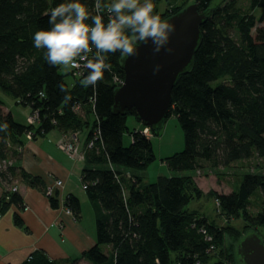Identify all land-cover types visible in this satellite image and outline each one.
I'll return each instance as SVG.
<instances>
[{"label":"trees","instance_id":"obj_1","mask_svg":"<svg viewBox=\"0 0 264 264\" xmlns=\"http://www.w3.org/2000/svg\"><path fill=\"white\" fill-rule=\"evenodd\" d=\"M159 1L163 0H153V14L161 19L189 2L196 3L199 12H208L200 25V42L192 64L171 89L167 116H175L184 147L164 161L178 172L205 168V163L213 168L227 167L252 158L262 160L258 165L264 168V0H249L246 11H240L232 0L215 4L212 0H165L163 10L157 6ZM67 2L70 0H0V90L18 105L30 111L38 109L41 115L39 123L28 125L26 118L25 123L17 122L0 108V125L8 126L0 131V163H5L0 164V215L11 205L19 210L24 207L20 194L8 188L15 177L32 187L43 186L39 177L7 162L8 158H18V148H22L28 131L35 136L52 129H88V138L98 128L95 147L85 150L81 170V185L86 186L85 195L94 205L95 244L68 264L80 259L90 264H206L212 258H216L214 264H235L234 244L244 233L255 230L264 242L260 232V228L264 230V173L244 172L238 188L229 193L212 189L204 193L190 174L158 176L141 185L140 175L129 169L132 173L125 172V168L144 170L155 156L150 136L140 132L143 125L128 130L126 117L132 114L139 121L136 113L111 111L116 87L112 76L117 73L123 77L121 56L107 55L111 71H105L104 79L93 90L80 85L87 71L80 78L72 76L68 84L59 67L46 61V49L34 46V33L50 28L51 10ZM79 2L92 9L93 0ZM104 2L111 0H101ZM257 7L261 9L258 16L254 14ZM66 94L70 101L65 102ZM77 103L81 113L73 110ZM159 130L150 129V133L156 135ZM124 132L131 135L128 145L122 141ZM257 188L263 198L260 210L253 214L248 210L249 197ZM203 195L217 200L216 215L224 222L218 224L187 207ZM47 198L51 207L59 206L56 190ZM63 205L74 219L80 218L77 196L68 195ZM238 218L243 221L240 228L231 223ZM13 222L26 230L17 212ZM200 227L211 235V241L202 238ZM227 237L232 240L229 246L225 245ZM101 245L110 246V251H101ZM20 264L63 263L35 249Z\"/></svg>","mask_w":264,"mask_h":264},{"label":"crops","instance_id":"obj_2","mask_svg":"<svg viewBox=\"0 0 264 264\" xmlns=\"http://www.w3.org/2000/svg\"><path fill=\"white\" fill-rule=\"evenodd\" d=\"M14 103L18 105L15 101ZM22 107L27 109L26 118L30 109L27 106ZM0 108L3 113H11L13 119L17 121L12 110L4 106L3 102ZM135 128L139 129L140 125ZM59 135L60 131L58 129H52L45 134L35 135L31 138L25 136L22 148H18V158L16 160L15 158H8L7 160V162H13V164L20 166L27 174L39 177L43 186L41 188L29 186L20 177H15L9 185L8 188L15 187V191L20 194L24 207L19 210L15 205H11L0 215V264H20L35 249L42 250L50 259L68 264L80 253L95 244L94 205L87 198L82 187H80L81 170L85 166V161L72 159L59 150L56 147ZM84 137L85 134L80 139L82 146L86 139ZM204 169H197L195 170L196 175H191L200 189V172ZM125 172L132 173L127 169H125ZM58 178L62 179L63 186L61 189H54V191L58 192L59 206L53 208L49 204L46 188L52 185L51 183L54 179ZM2 189L3 186L0 184V194ZM211 189L217 191L215 188ZM231 191V187H224L222 193ZM71 194L77 196L80 201L81 213L79 219H74L71 212L63 205L64 199ZM204 197L214 200L206 195L201 198ZM86 206L88 211L90 210L89 212H91L87 219H85L83 214ZM189 209L199 211V213L204 214L208 219L218 224L223 219L222 217H217V215L214 217L207 214L199 203L194 208ZM15 212L21 217L26 230L14 224L13 214ZM106 247L110 249V246L106 245ZM76 264L90 263L80 259Z\"/></svg>","mask_w":264,"mask_h":264},{"label":"clouds","instance_id":"obj_3","mask_svg":"<svg viewBox=\"0 0 264 264\" xmlns=\"http://www.w3.org/2000/svg\"><path fill=\"white\" fill-rule=\"evenodd\" d=\"M153 13V0L104 3L93 0L91 10L79 0H70L51 10L48 14L50 28L34 33V46L46 49L45 59L52 67L66 71L86 69L87 75L80 85L95 90L104 79L105 71H111L108 54L118 53L124 59L135 57L139 54L137 45L149 41L154 53L166 48L175 25ZM167 51L171 53L172 49L167 48ZM160 68L157 65L153 74H158ZM60 87L67 92L63 85ZM64 99L70 101L71 96L66 94ZM7 127V124L0 125V131H6Z\"/></svg>","mask_w":264,"mask_h":264},{"label":"water","instance_id":"obj_4","mask_svg":"<svg viewBox=\"0 0 264 264\" xmlns=\"http://www.w3.org/2000/svg\"><path fill=\"white\" fill-rule=\"evenodd\" d=\"M207 14L199 12L196 3L189 2L162 19L175 25L164 50L154 53L149 41L137 45L138 56L120 57L123 82L113 90V114L134 111L143 126L151 130L161 128L168 115L171 89L177 77L192 64V56L200 42V25ZM157 65L161 68L154 75ZM234 260L235 264H264V242L259 233L248 231L235 242Z\"/></svg>","mask_w":264,"mask_h":264},{"label":"rangeland","instance_id":"obj_5","mask_svg":"<svg viewBox=\"0 0 264 264\" xmlns=\"http://www.w3.org/2000/svg\"><path fill=\"white\" fill-rule=\"evenodd\" d=\"M170 1L175 2L174 0H170ZM218 1L219 0H212V4H215ZM232 1H234L235 7H237L240 11L248 10L249 0H232ZM166 4L167 2L163 0V1H159L157 6L160 10H163L166 7ZM260 13H261V9L258 7L255 8L254 14L258 16ZM231 34L233 38L237 37L235 31L231 32ZM59 72L65 75L64 79L68 84L72 83L73 78H72V75L70 74V70L66 71L59 67ZM0 100L3 102L4 106L12 110V112L14 113L15 119L18 122L25 123V114L27 113V109H24V107L22 106L16 105L14 103L15 100L10 95L4 93L1 90H0ZM88 119H89V122L92 121L91 117H89ZM126 124H127L129 131H132L138 125H142L141 123H139V121L136 120V118L132 114L127 115ZM87 132H88V129L81 130V132H79V139H81L84 136V134L86 137ZM59 138H60V135H59ZM149 139L151 141L152 150H153L155 159L151 163H149V165L142 171L133 169V168H125L141 176V179H142L141 185L155 181L158 176L179 175L180 173L196 175L195 170H187V171H182V172L173 170L169 168L166 162L164 161L166 157L172 155L174 152L181 151L184 147L183 132L174 115L170 114L169 116H167L158 134L156 135L150 134ZM122 141L124 145H128L131 142V135L129 132H124L122 136ZM261 161L262 160L260 159H254V158L250 160H246V161L240 160L224 168L221 166L217 168H213V167H210L208 163H205V169L200 172L201 184L200 182L199 184L201 186V189L203 188L202 189L203 192H206V191L208 192L211 188H215L217 191L222 192L224 187L225 188L231 187L232 190H236L239 186V183L242 179V175L244 172L251 171V172L264 173V168L263 167L261 168L258 165V163H262ZM0 164H5V163L2 162ZM80 187H82L81 184H80ZM262 198H263L262 193L260 189L257 188L252 193V195L249 197V206H248L249 212L255 214L256 212L260 210ZM197 203L203 206L204 212H206L207 214L211 216L216 217L215 200H212L211 198L208 199L205 197L201 198L200 200L195 199V200H192L188 204V207L194 208ZM89 211L86 206L85 211L83 212L85 219L89 217V213H91ZM222 222H224V219H222L221 223ZM231 223L235 227H239V228L243 225V221L240 218L233 219ZM260 232L263 234L264 230L260 228ZM231 241H232L231 238L227 237L225 241V245L229 246ZM100 249L103 252H106L107 250L110 251V249H108L106 245H101ZM215 260L216 258H212L206 264H214ZM225 264H229V262Z\"/></svg>","mask_w":264,"mask_h":264},{"label":"built area","instance_id":"obj_6","mask_svg":"<svg viewBox=\"0 0 264 264\" xmlns=\"http://www.w3.org/2000/svg\"><path fill=\"white\" fill-rule=\"evenodd\" d=\"M90 58H91V54H90ZM86 71L87 70L83 69V68H81L79 70H76V69L70 70L71 75L73 77H77V78L82 77ZM113 77H116V78L114 79ZM112 80L116 84V87H117V86L122 84L123 77H121L117 73H114L112 76ZM73 110L75 111V113H81V111H82L81 105L79 103H77L75 106H73ZM40 119H41L40 112L38 109H35V110L30 111L29 114L27 115L26 123L28 125H34V124L39 123ZM51 123H55V121L53 120ZM140 132L146 136H150V134H151L149 128L145 127V126H144V128H142L140 130ZM31 136H32V133L30 131H28L26 133V137L31 138ZM98 136H99V129L94 128L92 131V134L88 138L86 137L85 142L82 146L80 139H79V131L60 132V138L56 142V147L59 150H61L62 152H64L65 154H67L70 158L82 161V160H84L85 150L95 147L96 139L98 138ZM51 184L52 185H50L46 188V193L49 195L53 193L54 189H56V188L61 189L63 186V181H62V179L58 178V179H54ZM85 187L86 186L84 185V183H82V188L84 189ZM215 202H216V205H218L217 200H215ZM198 231H199V233L202 234V238L205 241H207V242L211 241L212 237H211V235H209L207 233V231L204 227H200L198 229Z\"/></svg>","mask_w":264,"mask_h":264},{"label":"bare ground","instance_id":"obj_7","mask_svg":"<svg viewBox=\"0 0 264 264\" xmlns=\"http://www.w3.org/2000/svg\"><path fill=\"white\" fill-rule=\"evenodd\" d=\"M13 189L15 190V187H12V190H13ZM46 194H47V193H46ZM26 259H27V258H26Z\"/></svg>","mask_w":264,"mask_h":264}]
</instances>
